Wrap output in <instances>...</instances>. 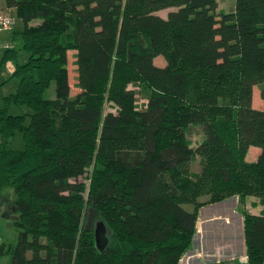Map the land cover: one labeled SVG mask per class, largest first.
Returning a JSON list of instances; mask_svg holds the SVG:
<instances>
[{
    "label": "trees",
    "instance_id": "obj_1",
    "mask_svg": "<svg viewBox=\"0 0 264 264\" xmlns=\"http://www.w3.org/2000/svg\"><path fill=\"white\" fill-rule=\"evenodd\" d=\"M218 1L4 0L28 59L16 63L17 88L0 109V194L13 190L18 232L0 256L180 264L203 207L233 197L244 207L254 197L264 208V108L252 105L253 88L264 85V0H234L226 13ZM18 54L8 47L0 65ZM51 85L54 98L45 99ZM132 85L146 100L139 111ZM11 106L31 113L12 115ZM16 132L22 151L7 147ZM250 147L259 149L253 162ZM88 210L106 227L102 251L83 224ZM238 211L246 264H264V209Z\"/></svg>",
    "mask_w": 264,
    "mask_h": 264
},
{
    "label": "rangeland",
    "instance_id": "obj_2",
    "mask_svg": "<svg viewBox=\"0 0 264 264\" xmlns=\"http://www.w3.org/2000/svg\"><path fill=\"white\" fill-rule=\"evenodd\" d=\"M234 0H219L216 5V12H229L232 10L234 7ZM0 8H6L4 4V0H0ZM9 9V8H7ZM12 10V9H10ZM173 9H167L160 11L158 13L159 16L162 18H165L167 16V13L169 11H172ZM35 24V22H33ZM20 25L19 22H17L13 28L7 30V31H2L0 30V62L3 56V53L5 49L8 47L13 48L19 52L18 54V59L17 61H8L2 65H0V109L4 107L3 103V97L7 96L9 94L14 93L15 89L17 88V81L15 79H11L12 72L15 68L16 63L23 64L27 61L28 59V54L21 49L22 44L21 42L16 39H12V34L14 31H17L19 29ZM73 57H72V52L68 53V70H69V79H70V86H71V96H74L77 94L78 89L74 86L75 84V67L73 65ZM154 65L158 67H162L165 65L164 59L159 56L154 59ZM137 86H130L129 88L131 90H135L136 94L134 95L135 98V110L139 111L140 109L144 108L146 104L145 98H143L141 95L138 94V87ZM254 89V95H255V103L256 100H259V95L262 90H264V85L262 86H257L256 89ZM260 91V92H259ZM44 98L45 99H53L54 98V86L51 85L44 93ZM9 112L12 115H22V114H30L31 111L27 109L26 107H14L11 106L9 108ZM114 113V109L106 105L105 106V113ZM193 140L198 142L199 137L198 135L191 136ZM8 149L11 150H16V151H22L24 149V143L22 140V135L20 132H16L14 135L13 139L8 143ZM259 149L256 147H250L248 149V152L246 153L245 160L247 162H253L257 159ZM200 163H199V158H196L195 162L192 163L189 167V171L192 173H199L200 171ZM14 193L12 188H6L4 189L1 194H0V244L1 243H6V244H15L17 241V230L13 226V220H14V215L11 213V206L12 202L14 200ZM255 199V198H254ZM205 200V199H202ZM258 200V199H256ZM237 197L229 198L221 203L214 204V205H208L203 207L200 212H199V219L198 222L201 220H204L206 218H209L210 216L214 214H222V215H227L228 213L230 216H232L236 220V228L232 232L234 235V241L232 243V251L230 253V256H228L226 259L222 260L220 263H215L214 261L207 262V264H246L244 253H243V244H242V239H241V221L242 217L239 215V211L241 209L245 208L241 206L239 203L237 204ZM249 203H251L249 201ZM244 206H246L244 204ZM187 210H190V206H185ZM250 209V208H249ZM247 211V210H246ZM251 211V210H249ZM100 222V220L97 217V214L93 211L88 210L85 216L84 220V226L92 227L95 229L96 224ZM214 224V223H213ZM216 224V223H215ZM212 223H207L204 226V232L203 233H208L207 237H211V241H207L209 247L212 245L213 242L217 241L213 237H217L216 235H220L218 238V241L220 239L224 240L225 237L229 235V232L226 230H222V228L219 226L217 233L216 231H210L209 227L211 228ZM197 233L201 234L202 233V228L201 224L198 225V231ZM221 237V238H220ZM214 240V241H213ZM199 243V235L196 234V236L193 239L192 246H191V251L189 253H192L193 251L197 250L199 248L198 246ZM200 245V244H199ZM211 246V247H212ZM28 258H30V254H28ZM0 264H10V260L8 256H0Z\"/></svg>",
    "mask_w": 264,
    "mask_h": 264
},
{
    "label": "crops",
    "instance_id": "obj_3",
    "mask_svg": "<svg viewBox=\"0 0 264 264\" xmlns=\"http://www.w3.org/2000/svg\"><path fill=\"white\" fill-rule=\"evenodd\" d=\"M255 99L256 98H255L254 89H253L252 105L256 109H263L264 100L260 98V95H259V100H256V103H255ZM249 201L251 203H249ZM236 203L237 204L239 203L238 199ZM245 205H246L244 206L245 210H247L249 213L253 215L259 214L264 209L263 206L259 204L258 200H256V198L254 199V197L247 198L245 200ZM226 214L227 215L214 214L210 216L209 218H206L198 222V225L201 224V228H202V233L201 234L197 233L199 235V243H198L199 248L193 251L192 253H188L187 255H185L181 259L180 264H207V262H210V261L212 262L214 260H215V263H220L222 262V260L230 256V253L232 251L231 249L232 243L234 241L233 239L235 235V233L233 235L232 232L235 230L237 224H236V220L232 216H230L228 213ZM240 221H241V229H240L241 239H242V244H243L242 219H240ZM207 223H212L211 228L209 227L210 231L212 230L213 232L216 231L217 233H219L218 228L220 226L223 231L227 229V231L229 232V235L225 237L224 240L220 239V241H218V238L220 235H216L217 237H213V238L216 239L217 241L213 240L214 241L213 246L211 245L212 247L211 246L209 247L207 241L208 240L211 241L212 239L211 237H207L208 233L207 234L203 233L205 229L204 226ZM243 253L245 257L244 246H243Z\"/></svg>",
    "mask_w": 264,
    "mask_h": 264
},
{
    "label": "built area",
    "instance_id": "obj_4",
    "mask_svg": "<svg viewBox=\"0 0 264 264\" xmlns=\"http://www.w3.org/2000/svg\"><path fill=\"white\" fill-rule=\"evenodd\" d=\"M17 18L13 11L7 8H0V30L7 31L14 27Z\"/></svg>",
    "mask_w": 264,
    "mask_h": 264
},
{
    "label": "water",
    "instance_id": "obj_5",
    "mask_svg": "<svg viewBox=\"0 0 264 264\" xmlns=\"http://www.w3.org/2000/svg\"><path fill=\"white\" fill-rule=\"evenodd\" d=\"M107 230L105 225L102 222H98L94 229V237H95V245L99 251H102L108 243V239L106 237Z\"/></svg>",
    "mask_w": 264,
    "mask_h": 264
}]
</instances>
